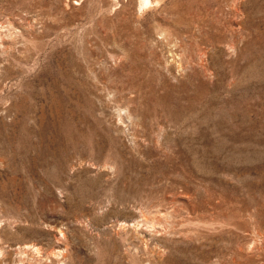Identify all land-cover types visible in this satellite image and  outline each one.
I'll return each mask as SVG.
<instances>
[{
  "label": "rangeland",
  "instance_id": "rangeland-1",
  "mask_svg": "<svg viewBox=\"0 0 264 264\" xmlns=\"http://www.w3.org/2000/svg\"><path fill=\"white\" fill-rule=\"evenodd\" d=\"M152 1L0 0V264H264V0Z\"/></svg>",
  "mask_w": 264,
  "mask_h": 264
},
{
  "label": "bare ground",
  "instance_id": "bare-ground-1",
  "mask_svg": "<svg viewBox=\"0 0 264 264\" xmlns=\"http://www.w3.org/2000/svg\"><path fill=\"white\" fill-rule=\"evenodd\" d=\"M153 4V1L152 0H140V6L143 8V7H148V6H151ZM140 7V8H141ZM147 218V217H146ZM150 219V218H149ZM160 223V222H159ZM151 225H153V224H151ZM155 225V224H154ZM153 225V226H154ZM156 225H158V224H156ZM132 226V225H131ZM146 227H147V225H146ZM26 247H27V245H26ZM27 248H29V247H27ZM37 248V247H36ZM36 248H34V250L36 249ZM31 249V248H30ZM26 251H28V250H26ZM3 252V251H2ZM40 252V251H39ZM58 253H60V252H58ZM58 255V254H57Z\"/></svg>",
  "mask_w": 264,
  "mask_h": 264
}]
</instances>
